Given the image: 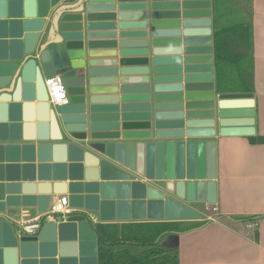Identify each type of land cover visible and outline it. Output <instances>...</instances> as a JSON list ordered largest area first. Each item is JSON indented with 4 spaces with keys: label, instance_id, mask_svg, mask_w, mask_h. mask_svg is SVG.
I'll return each instance as SVG.
<instances>
[{
    "label": "water",
    "instance_id": "1",
    "mask_svg": "<svg viewBox=\"0 0 264 264\" xmlns=\"http://www.w3.org/2000/svg\"><path fill=\"white\" fill-rule=\"evenodd\" d=\"M61 1L0 0V215L67 195L102 222L197 218L216 203L214 138L255 135L253 95L215 94L210 0ZM90 225L26 236L0 218V264H55L57 246L84 264L68 242L95 241Z\"/></svg>",
    "mask_w": 264,
    "mask_h": 264
},
{
    "label": "crops",
    "instance_id": "2",
    "mask_svg": "<svg viewBox=\"0 0 264 264\" xmlns=\"http://www.w3.org/2000/svg\"><path fill=\"white\" fill-rule=\"evenodd\" d=\"M67 3L68 0H62L60 6H65ZM210 4L208 12L212 30V0ZM251 9L255 135L264 137V0H251ZM198 10L203 11V9ZM211 37L213 48V30ZM12 63L11 60L5 62V64ZM212 75L214 91L218 95L215 88L214 66ZM214 141L216 203L213 205L190 204L189 207L198 214V217L188 219L209 222L187 233L166 235L161 239V244L177 247L179 264H264V144H253L248 137L244 136L220 137L217 135ZM203 207L206 212H199V208ZM38 215L40 214L28 209H19L13 214L10 212L1 214L0 218L18 235L17 222L35 218ZM94 215L99 224L150 222L148 219L124 222L113 219L102 222L97 213ZM251 217L257 219L246 222L232 219ZM90 226L94 231V224ZM94 234L95 241L82 238L77 239L76 242H68L70 247L74 245L77 256L82 247V257L78 259H83L84 264H98L99 245L95 231ZM67 249L68 254L60 257L57 246L56 255L52 258L55 264H71L74 255L69 253L70 248ZM16 259L17 264H21L19 249H17ZM28 260L29 264H40L42 259L37 253L35 257H29Z\"/></svg>",
    "mask_w": 264,
    "mask_h": 264
},
{
    "label": "trees",
    "instance_id": "3",
    "mask_svg": "<svg viewBox=\"0 0 264 264\" xmlns=\"http://www.w3.org/2000/svg\"><path fill=\"white\" fill-rule=\"evenodd\" d=\"M212 7L216 92L253 95L251 0H212ZM248 139L253 144H264L262 136ZM232 219L246 222L257 218ZM208 222L169 220L96 224L98 264H179L177 247L161 244V239L196 230Z\"/></svg>",
    "mask_w": 264,
    "mask_h": 264
},
{
    "label": "built area",
    "instance_id": "4",
    "mask_svg": "<svg viewBox=\"0 0 264 264\" xmlns=\"http://www.w3.org/2000/svg\"><path fill=\"white\" fill-rule=\"evenodd\" d=\"M44 82L48 93V103L50 105L59 106L67 102L68 97L66 94V87L64 85L63 78L60 75L47 77ZM72 214L85 215L91 224H99L94 213L71 208L68 203V197L56 196L45 213H42L35 218L22 219L18 221V234L34 236L40 231L44 222L50 220L52 222L65 221L66 218Z\"/></svg>",
    "mask_w": 264,
    "mask_h": 264
},
{
    "label": "rangeland",
    "instance_id": "5",
    "mask_svg": "<svg viewBox=\"0 0 264 264\" xmlns=\"http://www.w3.org/2000/svg\"><path fill=\"white\" fill-rule=\"evenodd\" d=\"M199 212H203V213H205L206 211H205V208L203 207V208H199V210H198ZM134 251H139V249H135Z\"/></svg>",
    "mask_w": 264,
    "mask_h": 264
}]
</instances>
